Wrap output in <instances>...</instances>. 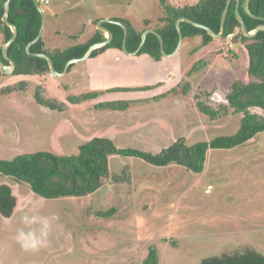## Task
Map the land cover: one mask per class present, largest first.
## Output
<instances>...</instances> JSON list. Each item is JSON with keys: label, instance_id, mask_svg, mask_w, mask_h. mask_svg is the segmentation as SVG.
<instances>
[{"label": "rangeland", "instance_id": "rangeland-1", "mask_svg": "<svg viewBox=\"0 0 264 264\" xmlns=\"http://www.w3.org/2000/svg\"><path fill=\"white\" fill-rule=\"evenodd\" d=\"M193 1L168 0L174 5ZM40 3L45 10L53 6L58 11L45 17L57 31L47 45L59 48L87 39L94 27L86 22L90 16H122L140 28L143 20L155 23L161 14L157 0ZM42 38L48 42L46 34ZM231 43L236 44V40ZM197 44V38L183 39L176 55L162 56L158 61L149 55L135 57L134 67L119 63L118 67L89 70L88 65H95L88 60L76 63L63 77L1 73L0 88L20 80L26 84L9 94L0 93V158L37 150L69 154L93 136H107L118 147L157 152L178 139L192 144L234 133L242 114L221 106L227 105L232 82L248 80L245 50L241 45L229 46L222 39H213L192 54L190 50ZM227 46L236 50L235 57H225ZM101 58L95 61L99 66L103 64ZM202 58L207 64L186 76ZM154 62L158 63L152 67ZM146 70L155 78L163 77L155 91L164 92L166 86L175 90L159 99L130 97L134 101L125 110L93 107L100 99L66 102L68 94L144 84ZM169 73L172 75L164 77ZM146 76L150 77L147 72ZM179 78L191 83L184 95L177 85ZM37 85H41L43 95L66 102L67 107L58 111L37 104ZM155 91L146 89L141 94ZM118 92H106L101 97L110 94L107 99H115ZM131 93L135 92H122L121 96L129 98L126 96ZM197 102L218 110L217 116L210 118L201 112ZM205 165L202 172L194 173L174 164L156 167L138 157L111 155L109 170L120 173L126 167L128 179L104 183L89 195L54 199L0 177V183L11 186L16 201L10 217L0 215V264H140L150 245L158 250V264H200L203 258L246 245L264 253V134L235 149H208ZM111 207L115 208L111 216L97 214ZM25 211L46 215L52 225L47 246L35 252L24 251L15 240Z\"/></svg>", "mask_w": 264, "mask_h": 264}, {"label": "trees", "instance_id": "trees-1", "mask_svg": "<svg viewBox=\"0 0 264 264\" xmlns=\"http://www.w3.org/2000/svg\"><path fill=\"white\" fill-rule=\"evenodd\" d=\"M45 3L43 0L39 2ZM239 15L245 23L248 31L253 30L259 24H264V0H249L248 8L256 17L247 15L242 7L244 0H239ZM5 0H0V59L7 64L8 61L2 57L1 46L11 36L10 28L3 23V6ZM161 6V14L155 19V23L145 19L142 27L136 28L129 20L122 16L110 17L112 21L120 22L126 28V49L133 52L137 49L142 32L151 28L163 39V49L170 54L178 42V32L175 22L179 17L187 18L193 22L201 23L215 33L220 30V17L226 0H196L191 3L184 2L181 5H174L168 0H157ZM41 4V3H40ZM235 0L229 5L228 13L224 23V36L234 29L238 30L239 23L234 15ZM8 21L17 28L15 39L7 47V55L15 63L14 75H43L49 73L45 59L32 56L26 52V45L32 41L40 28L41 16L33 0H10L7 15ZM96 22V20H95ZM112 33L111 41L91 52L94 57L107 48L121 50L123 39V28L114 22L102 23ZM180 29L183 39L197 38L199 44L191 48V53L210 43L213 38L202 28L181 21ZM105 39L104 33L96 29L95 33L85 41L67 47H45L42 36L31 44L29 51L33 53H46L52 60L57 72H61L66 62L72 58L81 57L87 48ZM241 47L245 50L248 58L247 76L248 80H236L231 83L229 92L226 95L227 105L233 113H241L238 129L232 134H221L211 138L210 141H198L186 144L178 139L161 148L159 151L139 149L135 147H118L112 139L107 136H93L80 143L76 151L69 154H59L52 151L37 150L16 154L11 158H0V177L27 185L32 192L46 198L54 199L59 197L74 196L81 197L89 195L103 186L104 183H119L129 178L128 169L125 167L120 173H113L108 168V158L111 155L123 157H138L141 160L156 166L165 167L170 164L178 165L184 170L200 173L205 168V159L208 149L231 150L241 147L249 139L256 135L264 134V29L259 30L252 37L242 35ZM235 51V52H234ZM236 50L227 46L225 57H235ZM137 55H149L154 60H159L163 55L159 50V40L153 33L146 35L145 41L137 52ZM224 57V56H223ZM207 64L206 58L196 60L186 76L200 70ZM70 64L67 71L73 67ZM1 74V72H0ZM179 78L178 87L181 94H186L191 83ZM26 82L20 80L0 88L1 94H9L19 86H25ZM155 85L138 86H114L106 91H135L150 89ZM175 90L171 88L168 92ZM41 85L34 90V99L37 104L50 110L63 111L67 103L79 104L104 93L101 91H87L79 94H68L66 102L59 101L54 97L43 95ZM162 93L153 95L159 99ZM130 100H104L97 101L93 107L99 109L124 110L128 107ZM201 112L215 118L218 110L208 104L197 102ZM252 108H259L263 112H253ZM224 114L227 112H223ZM256 153V151H255ZM16 201L7 183H0V215L10 217L13 214ZM115 208L111 207L104 212L98 211L101 217H108L113 214ZM159 254L154 245H150L147 255L140 264H158ZM200 264H264V253L257 251L250 245L243 246L240 250L223 252L220 255H213L203 258Z\"/></svg>", "mask_w": 264, "mask_h": 264}, {"label": "water", "instance_id": "water-1", "mask_svg": "<svg viewBox=\"0 0 264 264\" xmlns=\"http://www.w3.org/2000/svg\"><path fill=\"white\" fill-rule=\"evenodd\" d=\"M232 0H226L225 2V6L222 10V13H221V17H220V30L219 32L215 33L213 30H211L209 27L201 24V23H196V22H193L187 18H184V17H179L176 22H175V27H176V30L178 32V42H177V45L175 47V49L170 53V54H167L164 49H163V39L161 38V36L155 32L154 30L150 29V28H147L145 29L142 34H141V39H140V42H139V45L137 47V49L133 52H128L127 49H126V28L123 24H121L120 22H116L117 24H119L122 28H123V39H122V45H121V49L122 51L125 53V54H131V55H135L138 50L140 49V47L142 46V44L144 43L145 41V38H146V35L148 33H153L155 34V36L158 38L159 40V50H160V53L163 55V56H172L173 54H175L180 46H181V42H182V32H181V29H180V22L181 21H186L190 24H192L193 26H196L198 28H202L204 29L213 39H220L223 34H224V23H225V19H226V16H227V13H228V9H229V5H230V2ZM236 1V5H235V9H234V15L236 17V20L238 21L239 23V31L241 33V35L245 36V37H252L254 36L259 30H263L264 29V24H259L258 26H256L253 30L251 31H248L246 29V26H245V23L244 21L242 20V18L240 17L239 15V0H235ZM9 2L10 0H5L4 2V10H3V15H2V21L7 24L10 29H11V36L10 38L5 41L2 46H1V52H2V56L5 60L8 61V65H5L3 63V61L0 59V72L2 74H10L14 71L15 69V63L14 61L8 57L7 55V47L8 45L15 39L16 35H17V28L15 25L11 24L8 19H7V13H8V10H9ZM34 2V5L36 6L37 10L39 11L40 13V16H41V23H40V28H39V31L36 35V37L30 41L27 45H26V52H28L30 55L32 56H37V57H41L43 59L46 60L47 62V65H48V69H49V73L53 76H62L66 70L68 69L69 65L70 64H73L77 61H80L82 59H85L87 57H89L91 55V52L95 49H98L106 44H108L111 39H112V33L102 25L103 22H113L112 20L110 19H101L97 22V27L99 30L101 31H104L106 33L105 35V39L102 40V41H99V42H95L93 44H91L87 50L85 51V53L81 56V57H78V58H72L70 60H68L63 68V70L61 72H57L54 68V65H53V62L51 60V58L46 54V53H33V52H30L29 51V48L31 46L32 43L36 42L41 36H42V32H43V27H44V14H43V9L41 7V4L39 3L38 0H33ZM248 2L249 0H244L243 4H242V7H243V10L244 12L251 16V17H256L253 13L250 12L249 8H248ZM237 32H233L229 35H227L225 37V43H227L228 45L230 46H237V45H241L242 42H241V37L237 39V44H232L231 43V39L232 37L236 34Z\"/></svg>", "mask_w": 264, "mask_h": 264}, {"label": "crops", "instance_id": "crops-1", "mask_svg": "<svg viewBox=\"0 0 264 264\" xmlns=\"http://www.w3.org/2000/svg\"><path fill=\"white\" fill-rule=\"evenodd\" d=\"M49 1V0H48ZM56 1H63V0H56ZM51 2V1H50ZM71 2H73V1H71ZM42 7V6H41ZM42 9H43V14H44V27H43V32H42V36H44L45 34L48 36V42H47V40H45L44 39V42H45V47L46 48H50L51 46H48L47 44H50L51 42H52V40H53V37H54V33L55 32H57V31H55L54 29H53V25H54V23L53 22H47V19H46V15H49V16H53L54 14H56V12H58V11H56L55 9H53V6L52 7H50V6H48V9L47 10H45V8H43L42 7ZM48 11V12H47ZM46 14V15H45ZM110 17H113V16H111V15H109V14H103V15H99L98 17L97 16H90V17H88L87 19H86V22H87V24L89 25V24H91V23H93V25H94V27L91 29V30H89V35H88V37L87 38H89V37H91L94 33H95V30L96 29H98V27H96V25H97V22L99 21V20H101V19H110ZM91 18H93V19H91ZM95 20H96V22H95ZM112 20V19H111ZM104 23V22H103ZM103 33H104V35H106V33L104 32V31H102ZM182 42H183V40H182ZM182 42H181V44H182ZM53 47H57L56 45H52ZM181 47V46H180ZM61 48H63V47H61ZM180 49V48H179ZM179 51V50H178ZM178 51L175 53V54H173L172 56H174V55H176L177 53H178ZM192 54H197V51L196 52H194V53H192ZM139 56H147V55H139ZM138 55H131V54H125L122 50H119V49H116V48H107V49H105L103 52H100L99 54H97L96 56H94V57H87V58H85V59H82V60H80V61H77V62H75V63H73L74 65H73V67L75 66V64L76 63H83L84 61H88V60H90V62L93 64V65H95V66H92V65H88V67H89V70H91V69H93V68H96V69H99L100 67L102 68V70H105V69H107V68H109V67H112V66H117L118 67V64L120 63V64H122V66L123 65H125V66H123V67H127V66H136V63H135V57H139ZM102 57V58H101ZM169 57H171V56H169ZM102 59V61H103V64H101L100 66H99V63L97 64L95 61H98L99 59ZM149 59V58H148ZM89 62V63H90ZM156 63H158V62H154L153 63V66L152 67H155V65L154 64H156ZM104 65V66H103ZM139 65V64H138ZM87 66V65H86ZM73 67H71V69L69 70V71H67L66 70V72L62 75V77L64 76V75H66V73H69V72H71L72 71V68ZM104 67V68H103ZM150 69H151V66H150ZM146 72L150 75V77H147L146 76ZM50 74V73H49ZM51 75V74H50ZM172 74H165V76L164 77H168V76H171ZM26 76H30V75H26ZM60 77V76H59ZM143 77L144 78H146V80H145V83L144 84H137V85H125V86H138V85H155V86H153L152 88H150V89H153V91H155L156 89H157V86L160 84V81H159V79L160 78H162L163 79V77H160V78H155V77H153V75L150 73V72H148L147 70L146 71H143ZM161 79V80H162ZM176 85V84H175ZM112 87H114V86H112ZM107 88H111V87H107ZM107 88H104V89H94V90H92V91H101V90H105V89H107ZM171 89V87H169L168 88V86H166V89H165V91L164 92H160V90H158V91H155L154 93L155 94H157V93H166V92H168V90H170ZM141 91H143V90H135V91H119L118 92V94H115L114 95V97H115V99H121V100H123V99H125V100H130V102H132V101H134V99H132V98H130V97H133V96H138V97H140L139 99H143V100H148L150 97H152L153 98V96L152 95H155V94H141L142 92ZM85 92H87V91H85ZM122 92H125V93H129V92H135V93H131L130 95H127L126 97H129V98H125V97H122L121 95H123L122 94ZM103 94H101L100 96H98L97 97V99H100L99 101H104V100H113V99H107L109 96H110V94H108V95H104V97H101ZM113 98V97H112ZM125 110V109H124Z\"/></svg>", "mask_w": 264, "mask_h": 264}, {"label": "clouds", "instance_id": "clouds-1", "mask_svg": "<svg viewBox=\"0 0 264 264\" xmlns=\"http://www.w3.org/2000/svg\"><path fill=\"white\" fill-rule=\"evenodd\" d=\"M20 225L16 230L15 240L24 251L35 252L47 246L52 225L46 215L38 211H25L20 216Z\"/></svg>", "mask_w": 264, "mask_h": 264}, {"label": "flooded vegetation", "instance_id": "flooded-vegetation-1", "mask_svg": "<svg viewBox=\"0 0 264 264\" xmlns=\"http://www.w3.org/2000/svg\"><path fill=\"white\" fill-rule=\"evenodd\" d=\"M243 4V3H242ZM235 5H236V1H235ZM239 5H240V1H239ZM238 5V6H239ZM239 8V7H238ZM235 9V8H234ZM4 10V9H3ZM7 15H8V13H7ZM2 19V18H1ZM8 19V18H7ZM111 20V19H110ZM4 23V22H3ZM5 24V23H4ZM12 24V23H11ZM7 25V24H6ZM14 25V24H13ZM8 26V25H7ZM9 27V26H8ZM10 28V27H9ZM151 29V28H150ZM11 30V29H10ZM153 30V29H152ZM237 32L233 37H232V39L231 40H236V44H237V39L238 38H240L241 37V42H242V35L241 36H239V34H238V30L237 29H234L231 33H233V32ZM231 33H229V34H231ZM229 34H227V35H229ZM227 35H225L224 36V34H223V36L220 38V39H222V40H224V42H225V37L227 36ZM227 44V43H226ZM230 46V45H229ZM122 50V49H121ZM7 52V51H6ZM1 54H2V52H1ZM135 55H137V53L135 54ZM3 57V56H2ZM4 63V62H3ZM5 64V63H4ZM9 63H7V64H5V65H8ZM13 73V72H12ZM107 89H109V88H107ZM107 89H105L104 90V93H106V92H113V91H106ZM103 93V94H104Z\"/></svg>", "mask_w": 264, "mask_h": 264}, {"label": "built area", "instance_id": "built-area-1", "mask_svg": "<svg viewBox=\"0 0 264 264\" xmlns=\"http://www.w3.org/2000/svg\"><path fill=\"white\" fill-rule=\"evenodd\" d=\"M45 3H47L48 2V0H43Z\"/></svg>", "mask_w": 264, "mask_h": 264}]
</instances>
